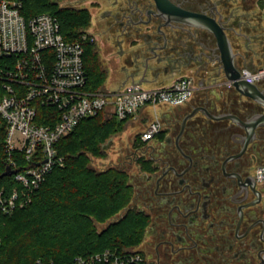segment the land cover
Masks as SVG:
<instances>
[{
    "label": "flooded vegetation",
    "instance_id": "flooded-vegetation-1",
    "mask_svg": "<svg viewBox=\"0 0 264 264\" xmlns=\"http://www.w3.org/2000/svg\"><path fill=\"white\" fill-rule=\"evenodd\" d=\"M82 1L95 10L101 36L115 42L121 85L182 73L204 81L184 105L159 115L150 142L117 152L132 187L128 209L146 219L140 264H264V183L255 177L264 164V125L254 126L264 108L217 85L223 76L212 34L155 17L154 0ZM169 1L214 17L237 67L250 57L263 0Z\"/></svg>",
    "mask_w": 264,
    "mask_h": 264
},
{
    "label": "built area",
    "instance_id": "built-area-1",
    "mask_svg": "<svg viewBox=\"0 0 264 264\" xmlns=\"http://www.w3.org/2000/svg\"><path fill=\"white\" fill-rule=\"evenodd\" d=\"M22 1L0 0V123L6 166L16 171L12 176L17 184L8 193L0 189V215L28 205L47 174L63 166L56 145L80 121L100 113L116 121L136 119L147 107L152 118L138 137L150 142L161 128L157 110L184 105L196 89L191 77L180 76L164 87L128 82L116 89L88 90L82 55L83 43L93 42L91 36L84 32L79 40H65L54 15L25 18ZM239 72L245 82L263 86L264 64ZM217 85L233 88L225 78ZM255 177L264 183V164ZM141 258L137 248L121 253L106 249L76 257L74 264H140Z\"/></svg>",
    "mask_w": 264,
    "mask_h": 264
},
{
    "label": "trees",
    "instance_id": "trees-1",
    "mask_svg": "<svg viewBox=\"0 0 264 264\" xmlns=\"http://www.w3.org/2000/svg\"><path fill=\"white\" fill-rule=\"evenodd\" d=\"M20 13L25 18L54 15L67 41L79 40L90 18L84 9H58L50 0H23ZM82 61L87 89L98 90L105 70L89 41L83 43ZM126 121L104 119L100 113L80 121L58 142L63 166L47 174L28 205L0 215V264H74L76 257L139 246L146 219L128 209L132 187L126 174L113 167L99 172L87 167L89 156H101L106 137L120 131ZM4 136L0 123V189L8 193L17 184L12 175L1 176L6 167Z\"/></svg>",
    "mask_w": 264,
    "mask_h": 264
},
{
    "label": "rangeland",
    "instance_id": "rangeland-1",
    "mask_svg": "<svg viewBox=\"0 0 264 264\" xmlns=\"http://www.w3.org/2000/svg\"><path fill=\"white\" fill-rule=\"evenodd\" d=\"M53 3H55L56 7L58 9H69V10H77V9H83V7L89 5L87 2H84L82 0H50ZM264 4V0L262 2ZM85 10V9H84ZM87 11V10H86ZM89 15L92 12L93 18H89V25L87 28L83 29V33L86 32L91 36L93 39V42L91 43L93 45L94 51L96 52V57L99 61V64L101 68L105 70V79H104V86L108 89H113V81L117 82L119 80V72L116 71V67L114 66L115 61V51L113 44L115 42L112 41L113 38H109L107 34L104 36H101V32L103 28H100L98 22H97V16L95 14V10L87 11ZM258 11H255V16H260L261 21L259 20L256 22V20H253V22L257 23V31L253 33V40L256 42L252 44L253 49L250 50V57L248 59H244V63H241L240 58L237 59V64L241 68H253L264 64V12L263 14H258ZM239 13V12H238ZM254 16V17H255ZM95 18V19H94ZM257 19V17H255ZM109 38V39H108ZM241 40H238L239 49L240 51H243ZM253 41V42H254ZM240 42V43H239ZM262 42V43H260ZM253 51V52H252ZM252 53V54H251ZM254 54H257L256 56H253ZM253 63V64H252ZM186 76V74L182 75ZM144 88H148L149 86L147 84H143ZM104 117V116H103ZM104 119H109L107 117H104ZM137 130L138 126L135 125L132 121L125 122L120 131L113 133V135L106 137L105 142L103 143L102 147L105 145L106 149L101 148V156H95L90 155L89 163L87 167L89 169H92L94 171H102L106 168L113 167L117 170H120L119 165L117 166V162L119 160H116V157L120 153H117L120 150H124L126 152V147H135L138 145L139 140L137 139ZM109 141H112L111 144H109ZM109 144V145H108ZM131 174H135L134 168L133 171H128ZM125 173V172H124ZM126 175V183H128V176L129 174L125 173ZM131 202V201H130ZM122 212L119 213L115 218L119 217ZM102 225L98 226V228H101ZM136 248V247H134ZM131 249V248H130Z\"/></svg>",
    "mask_w": 264,
    "mask_h": 264
},
{
    "label": "water",
    "instance_id": "water-1",
    "mask_svg": "<svg viewBox=\"0 0 264 264\" xmlns=\"http://www.w3.org/2000/svg\"><path fill=\"white\" fill-rule=\"evenodd\" d=\"M154 2L155 11L153 14L155 17L212 34L215 38L216 49L218 50L217 61L220 64L223 78L232 82L233 90L237 94L251 99L264 108V91L260 90L258 85L249 84L241 79L239 69L235 64L236 55L232 51L223 27L214 17L206 13L179 8L169 0H154ZM255 125H264V114L256 117ZM102 149H105V145ZM15 172L6 166L1 176H10Z\"/></svg>",
    "mask_w": 264,
    "mask_h": 264
},
{
    "label": "crops",
    "instance_id": "crops-1",
    "mask_svg": "<svg viewBox=\"0 0 264 264\" xmlns=\"http://www.w3.org/2000/svg\"><path fill=\"white\" fill-rule=\"evenodd\" d=\"M184 74H186V76H189L190 77V75L189 74H187V73H182L181 75H172V76H170V77H165L164 79H162L161 81H159V82H157V83H145V84H147L149 87H164V86H168L169 84H171V82L173 81V80H175L176 78H178V77H180V76H182V75H184ZM175 78V79H174ZM119 79H122V77L121 76H119ZM195 81H194V83H195V85H196V88H198V89H202L203 88V85H204V81L200 78V79H198V80H196V79H194ZM104 84V83H103ZM203 84V85H202ZM121 85V82L118 80L117 82H114L113 81V89H116V88H118L119 86ZM142 86H143V84H142ZM263 86H264V84H263ZM101 88H105L104 86H102ZM105 89H108V88H105ZM169 107H160L158 110H157V115H158V117H159V115L161 114V113H165V112H168L169 111ZM152 118V110L150 109V108H147V107H145V108H143V109H141L140 110V112H139V114H138V116H137V118L136 119H128L126 122H130V121H132L133 123H135V125H137L138 126V130H137V134H136V136H137V139L139 140V137H138V133H139V131L144 127V124L148 121V120H150ZM139 142H141L140 140H139ZM137 249L139 248V246L138 247H136Z\"/></svg>",
    "mask_w": 264,
    "mask_h": 264
}]
</instances>
